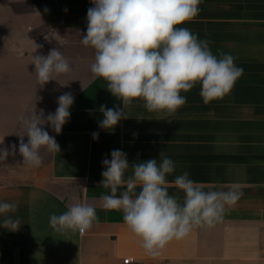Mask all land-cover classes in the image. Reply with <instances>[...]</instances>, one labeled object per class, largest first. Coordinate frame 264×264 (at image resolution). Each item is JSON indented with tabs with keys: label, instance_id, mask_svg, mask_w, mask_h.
<instances>
[{
	"label": "crops",
	"instance_id": "1",
	"mask_svg": "<svg viewBox=\"0 0 264 264\" xmlns=\"http://www.w3.org/2000/svg\"><path fill=\"white\" fill-rule=\"evenodd\" d=\"M93 6L92 0L1 2L20 27L14 40L26 50L22 57L27 63L14 69L15 79L4 88L5 103L13 111L7 119L15 161L0 183V201L17 205L8 215L21 223L14 231L0 227V264H264V0H201L197 17L181 26L208 39L218 58L221 53L232 55L243 75L227 96L208 104L199 83L182 92L187 102L169 118L149 112L142 100L124 109L122 100L107 90V82L92 76L94 50L80 40ZM54 48L74 70L59 78L66 85L52 80L41 86L32 57L46 56ZM64 93H71L74 102L61 132L49 123L41 126L55 138L59 152L42 149V166L23 164L19 135H25V143L28 137L20 118L34 108L38 115L42 109L45 119L55 114ZM101 105L120 108L128 118L111 130L102 129ZM113 150L127 154L125 177L132 175L133 162L157 159L159 164L162 151L176 165L166 179L169 194L181 203L184 193L171 182L185 171L205 191L238 185L244 195L214 228H195L152 258L123 222L122 212L101 206V194H110L101 186L102 160H111ZM77 202L95 205L100 222L83 235L55 231L50 216Z\"/></svg>",
	"mask_w": 264,
	"mask_h": 264
},
{
	"label": "clouds",
	"instance_id": "2",
	"mask_svg": "<svg viewBox=\"0 0 264 264\" xmlns=\"http://www.w3.org/2000/svg\"><path fill=\"white\" fill-rule=\"evenodd\" d=\"M201 0H92L87 11V30L80 43L94 50L90 72L94 78L107 82V90L122 100L123 108L134 100H142L149 112L172 117L186 104L182 92L201 84L200 95L205 104L227 96L243 68L236 66L234 57L221 53L218 58L209 47L208 39L182 27L197 17ZM67 11V9H65ZM38 47V46H37ZM37 80L43 86L49 81L60 83L61 76L73 72L70 61L59 49L46 55L32 57ZM61 84V83H60ZM66 85V84H61ZM74 102L71 93L58 97L55 114L43 118L36 110L20 118V127L26 129L28 142L21 137L19 153L23 164L40 167L44 164L41 150L59 152L54 137L41 126L49 123L56 133L70 118ZM102 129L111 130L128 114L120 108L101 105ZM93 133V139H98ZM13 152L15 151V145ZM9 155L0 149V160ZM161 162L149 159L131 163L132 175L125 177L130 163L127 154L111 152V160L102 164L101 186L110 194H101V206L106 211H121L123 222L141 240L146 254L157 258L173 240H181L195 228L211 229L223 221L226 211L244 195L238 185L227 191L203 190V186L189 178V173L175 176L171 182L184 193L183 202L168 191L166 176L174 173V161L161 151ZM139 188L140 191L136 192ZM119 189H125L119 192ZM17 205L0 201V227L17 230L20 219L8 215L15 213ZM99 218L95 205L73 203L66 212L50 216V226L57 232H79L83 235Z\"/></svg>",
	"mask_w": 264,
	"mask_h": 264
},
{
	"label": "rangeland",
	"instance_id": "3",
	"mask_svg": "<svg viewBox=\"0 0 264 264\" xmlns=\"http://www.w3.org/2000/svg\"><path fill=\"white\" fill-rule=\"evenodd\" d=\"M2 1L0 0V91L3 94L0 99V149H8L9 155L6 159L0 160V183L11 174L15 161L14 154L10 151L14 136L9 128L11 121L7 119L8 116H12L13 111L12 106L5 103L4 88L15 79L14 69L16 67L20 69L21 65L27 63L22 57L26 50L19 47V41L14 40L20 33V27L1 7Z\"/></svg>",
	"mask_w": 264,
	"mask_h": 264
}]
</instances>
